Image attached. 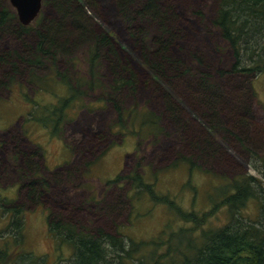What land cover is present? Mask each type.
<instances>
[{"label":"rangeland","instance_id":"374dc122","mask_svg":"<svg viewBox=\"0 0 264 264\" xmlns=\"http://www.w3.org/2000/svg\"><path fill=\"white\" fill-rule=\"evenodd\" d=\"M2 1L15 13L9 0ZM95 1L97 9L88 10L89 16L113 37L120 58L130 62L138 78L135 92L122 87L115 99L124 110L134 107L157 115L161 130L158 135H145L137 141L132 133L135 128L117 126L118 112L111 103L98 101L103 94L93 90L83 103L70 109L69 118L53 134L34 118L44 112L43 107L58 101L48 89L59 95L65 90L56 79L39 81L47 87L44 90L30 82L31 74L39 80L48 77L52 73L48 64L31 67L30 74L18 76L9 89L0 90V197L15 200L23 208L25 249L37 256L49 255L52 264L57 252L48 240L50 214L57 213L79 227L101 228L133 240L156 239L191 226L179 221L166 205L154 202L147 191L137 188L128 178L134 172L141 174L157 195H167L182 209L198 213L210 209L212 189L224 179L243 173L260 178L257 169L258 157L264 151V73L230 71L235 62L232 50L213 24L218 0H165L178 15L169 22L178 31L169 55L179 61L183 71L169 80L168 86L142 61L139 45L117 14L114 1ZM144 26L152 35V28ZM24 39L32 45V34H25ZM18 45L14 36L2 34L1 49H17ZM71 57L75 64L70 71L85 74L86 48H77ZM105 62H101L100 80L106 86L112 77ZM65 65V59L59 58L61 71L67 69ZM203 78L207 86H212L216 99L202 93L199 86ZM167 93L178 108L179 118L186 122L183 130L164 108L163 96ZM242 118L247 124L240 122ZM205 136L216 153L204 156L193 149L191 144ZM33 152L40 167L38 174L48 182L38 203L28 202L19 187V181L23 183L18 173L21 159L15 156ZM181 156L190 158L198 168L191 169L184 161L171 166ZM117 175L122 178L112 184ZM255 207L250 200L240 216L255 218ZM7 220L0 213V233ZM225 221L221 208L204 227H218ZM62 252L64 257L69 254L68 249Z\"/></svg>","mask_w":264,"mask_h":264},{"label":"trees","instance_id":"16d2710c","mask_svg":"<svg viewBox=\"0 0 264 264\" xmlns=\"http://www.w3.org/2000/svg\"><path fill=\"white\" fill-rule=\"evenodd\" d=\"M113 1L117 14L128 25L131 37H135L139 45L142 61L165 85L180 76L183 71L179 61L169 55L178 36V31L169 24L178 16L175 10L165 0ZM95 9V0H43L35 23L24 26L17 21L11 7L0 0V38L8 33L19 42L17 49L0 48V90L9 89L16 78L26 75L31 67L48 64L52 73L40 80L31 74L30 82L44 90L47 87L43 88L39 81L56 79L65 90V94L59 95L52 88L48 89L58 101L43 107L44 112L34 118L50 128L53 134L69 118L72 107L83 103L88 92L99 90L103 96H99L98 101L111 103L118 112L117 126L124 129L134 127L132 133L137 141L145 135H158L161 128L157 115L134 107L124 110L115 99V93L122 87L135 92L138 78L129 67L130 62L120 58L113 37L92 21L87 11ZM145 24L152 28V35L145 30ZM213 24L232 50L235 59L230 69L232 73H264V0H218ZM28 33L32 34V45L24 39ZM82 47L86 48L88 67L85 74L79 75L70 71L75 64L70 55ZM59 58L66 61L64 71L58 67ZM102 61L109 65L108 72L112 77L106 86L100 80ZM205 78L201 79L199 86L202 93L205 97L207 93L212 94L216 99ZM46 85L49 86L48 81ZM163 104L179 127L186 128V122L179 118L178 108L168 93L163 96ZM240 122L247 124L246 118ZM191 145L204 156L217 151L208 136ZM20 154L15 155L21 159L18 173L23 183L19 181V187L24 190L28 202L38 203L48 182L38 174L40 167L35 160L36 152ZM180 161L186 162L191 169L198 168L190 158L183 156L171 166ZM258 161L260 178L243 173L224 179L212 189L209 196L211 207L202 213L194 209L184 210L175 199L157 195L151 185L143 181L141 174L128 175L137 188L148 192L154 202L166 205L179 221L191 225L169 231L167 236L161 234L156 239H126L101 228L79 227L57 213L50 214L47 232L50 247L52 249L53 242L57 252L54 264H264V151ZM55 178L59 177L55 175ZM121 178L117 175L110 182L114 184ZM250 200L255 202V218H243L241 211ZM15 202L0 197V213L8 217L0 233V238H4L0 239V264H52L49 255H34L23 246L24 211ZM221 208L225 210L226 221L221 226L205 228L208 218ZM63 248L69 250L65 257Z\"/></svg>","mask_w":264,"mask_h":264},{"label":"water","instance_id":"95a60500","mask_svg":"<svg viewBox=\"0 0 264 264\" xmlns=\"http://www.w3.org/2000/svg\"><path fill=\"white\" fill-rule=\"evenodd\" d=\"M15 9L20 24L27 26L39 15L42 8V0H9Z\"/></svg>","mask_w":264,"mask_h":264},{"label":"bare ground","instance_id":"6f19581e","mask_svg":"<svg viewBox=\"0 0 264 264\" xmlns=\"http://www.w3.org/2000/svg\"><path fill=\"white\" fill-rule=\"evenodd\" d=\"M40 14V13H39Z\"/></svg>","mask_w":264,"mask_h":264}]
</instances>
